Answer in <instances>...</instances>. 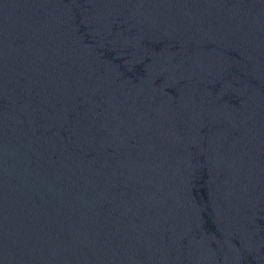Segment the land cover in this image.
Segmentation results:
<instances>
[{"label":"water","instance_id":"1","mask_svg":"<svg viewBox=\"0 0 264 264\" xmlns=\"http://www.w3.org/2000/svg\"><path fill=\"white\" fill-rule=\"evenodd\" d=\"M0 264H264V0H0Z\"/></svg>","mask_w":264,"mask_h":264}]
</instances>
